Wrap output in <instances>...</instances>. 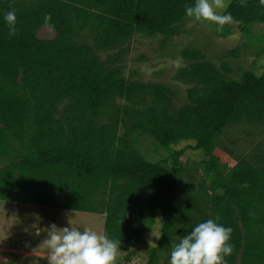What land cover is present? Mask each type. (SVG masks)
Wrapping results in <instances>:
<instances>
[{"label":"trees","instance_id":"trees-1","mask_svg":"<svg viewBox=\"0 0 264 264\" xmlns=\"http://www.w3.org/2000/svg\"><path fill=\"white\" fill-rule=\"evenodd\" d=\"M192 4L0 0V201L60 208L68 198L63 187L70 164L73 173L81 167L85 174L110 175L103 232L121 240L125 255L117 264L133 261V247L153 229L157 213L159 239L146 262L137 264H168L172 243L191 231L195 176L180 162L185 148H176L191 143L219 178L215 217L233 229L227 264H264V73L245 70L231 78L198 50L185 49L181 55L187 62L176 74L188 85L182 106L170 89L134 80L135 72L125 75L134 36H160L166 44L192 19L184 13ZM10 10L16 13L12 36L3 20ZM227 11L234 17L231 24L261 55L264 33L256 35L251 27L264 25V6L259 0H232ZM209 23L219 36L232 33L227 24ZM42 27L51 28L54 36L38 38ZM97 121H105L104 126ZM91 124L87 139L91 132L100 139L83 142ZM240 126L246 127L241 134L259 135L241 156L222 141L225 132ZM145 137L160 159L149 160L142 152L139 141ZM237 140L230 144L236 147ZM80 143L97 146L98 164L88 161ZM217 149L235 164L222 163Z\"/></svg>","mask_w":264,"mask_h":264},{"label":"rangeland","instance_id":"rangeland-1","mask_svg":"<svg viewBox=\"0 0 264 264\" xmlns=\"http://www.w3.org/2000/svg\"><path fill=\"white\" fill-rule=\"evenodd\" d=\"M232 0H223L227 6ZM218 11H223L218 9ZM232 32L228 36H219L216 29L209 21L198 22L193 19L185 21L178 28V32L169 42L162 44L161 37L148 38L144 36H134L131 41V50L125 58V75L135 72L134 80L151 82L163 88L170 89L175 93V104L182 106L186 103V91L188 85L176 78L178 68L174 67L172 61L182 58V51L185 49L198 50L205 59L215 64L219 69L231 78H237L245 71H251L255 75L264 73V52L257 55L256 47L250 42L246 34L244 35L237 25L227 24ZM254 34L264 33V25H254L251 27ZM40 39H50L54 33L49 27H42L37 34ZM104 57V56H103ZM187 60L182 58V65ZM223 68V69H222ZM246 127L240 126L225 132L222 141L226 146L233 149L239 156L248 153L259 135L249 137L240 132ZM88 136L87 141L99 140V135ZM238 139V140H237ZM236 141V147L230 142ZM150 138H142L139 141L140 149L150 159H160L159 154L152 151ZM87 143V142H86ZM188 145L191 143H179L176 148L184 147L185 151L180 157V162L195 176V191L189 202L190 220L188 228L191 230L196 224L215 217L214 200L220 194L216 188L218 177H214L205 164H202V155L199 151H194ZM82 148L83 143H80ZM97 147V146H95ZM94 146H88L82 151L88 157V161L93 164L99 163V151ZM112 148V146L110 145ZM103 149V148H102ZM216 155L222 163L232 166L235 161L222 149L216 150ZM198 166H194V164ZM180 195L179 193L177 194ZM38 214L43 224L56 223L60 227L68 226L70 219L72 225L83 229L88 227L97 232H103L105 217L100 214H86L75 211L60 210L58 208L24 206L12 202L0 201V264L8 263L9 256L12 257V264H33L38 260L39 264H46V253L37 248L43 239L34 237L25 231L34 222L35 215ZM155 224L151 231L145 232L135 248L132 255V262L137 264L140 260L145 263L148 258V250L154 247L159 239L160 216L155 214ZM158 237V238H157ZM37 248V249H36ZM120 253L118 258H120ZM6 258V259H5ZM117 258V262H118ZM162 263V262H160ZM169 264V263H168Z\"/></svg>","mask_w":264,"mask_h":264},{"label":"clouds","instance_id":"clouds-1","mask_svg":"<svg viewBox=\"0 0 264 264\" xmlns=\"http://www.w3.org/2000/svg\"><path fill=\"white\" fill-rule=\"evenodd\" d=\"M259 3L264 6V0H259ZM184 13L195 21H209L217 26L234 23V17L227 11L223 0H194V4L185 6ZM44 19L47 22L50 17L45 15ZM3 20L8 26V34L14 35L17 30L15 11L5 12ZM172 64L176 68L182 67V58H177ZM218 221V216L202 221L178 242L172 243L169 264H227L225 258L234 250L231 243L233 229ZM25 231L34 237L43 234L37 248L46 253V264H117L121 250V240L111 237L106 231L75 227L70 219L68 226L64 227L56 223L44 225L36 214L34 222ZM33 264H39V261L34 260Z\"/></svg>","mask_w":264,"mask_h":264},{"label":"crops","instance_id":"crops-1","mask_svg":"<svg viewBox=\"0 0 264 264\" xmlns=\"http://www.w3.org/2000/svg\"><path fill=\"white\" fill-rule=\"evenodd\" d=\"M88 120L93 121L95 119L90 118ZM97 122H99L98 125H103L105 123V121L103 122L97 121ZM93 127L94 126L92 124L86 125V130L84 134L82 133L83 142H85L87 139V135H86L87 129L90 130ZM74 143L75 141L73 142V145ZM71 166L73 165L70 164L67 169L65 181H64V187H63V192L68 196V198L62 203V206L58 209L63 211L64 210L75 211V212H81V213L93 214V215L100 214L105 217V207L109 196L110 183H111L110 175L109 177H106L105 175H103V173H96V172L85 174L84 171L81 169V167H78L77 173L75 172L73 173ZM89 181H94V184L90 186L88 183ZM83 187L84 189H82ZM195 188L193 190V193L195 191ZM24 206H32V205H24ZM119 253L121 254L120 258L123 260L125 254L122 252ZM12 261L13 260H10L8 261V263H11Z\"/></svg>","mask_w":264,"mask_h":264},{"label":"flooded vegetation","instance_id":"flooded-vegetation-1","mask_svg":"<svg viewBox=\"0 0 264 264\" xmlns=\"http://www.w3.org/2000/svg\"><path fill=\"white\" fill-rule=\"evenodd\" d=\"M0 261H4V259L3 258H0Z\"/></svg>","mask_w":264,"mask_h":264},{"label":"water","instance_id":"water-1","mask_svg":"<svg viewBox=\"0 0 264 264\" xmlns=\"http://www.w3.org/2000/svg\"><path fill=\"white\" fill-rule=\"evenodd\" d=\"M5 259H6V258H5ZM9 259L11 260V259H12V257H11V256H9ZM10 260H9V261H10Z\"/></svg>","mask_w":264,"mask_h":264}]
</instances>
